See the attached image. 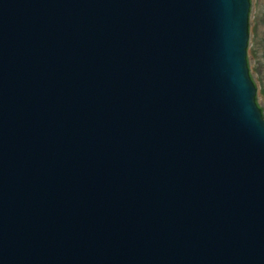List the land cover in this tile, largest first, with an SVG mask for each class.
I'll return each instance as SVG.
<instances>
[{
  "label": "water",
  "instance_id": "1",
  "mask_svg": "<svg viewBox=\"0 0 264 264\" xmlns=\"http://www.w3.org/2000/svg\"><path fill=\"white\" fill-rule=\"evenodd\" d=\"M252 0H0V264H264Z\"/></svg>",
  "mask_w": 264,
  "mask_h": 264
},
{
  "label": "rangeland",
  "instance_id": "2",
  "mask_svg": "<svg viewBox=\"0 0 264 264\" xmlns=\"http://www.w3.org/2000/svg\"><path fill=\"white\" fill-rule=\"evenodd\" d=\"M248 55L258 80L259 100L264 99V0H252Z\"/></svg>",
  "mask_w": 264,
  "mask_h": 264
}]
</instances>
